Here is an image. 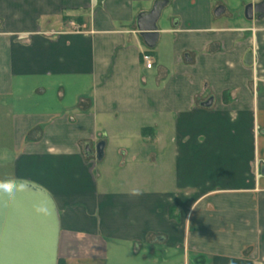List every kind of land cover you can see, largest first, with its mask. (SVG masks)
<instances>
[{
  "label": "crops",
  "instance_id": "obj_1",
  "mask_svg": "<svg viewBox=\"0 0 264 264\" xmlns=\"http://www.w3.org/2000/svg\"><path fill=\"white\" fill-rule=\"evenodd\" d=\"M169 1L147 69L155 0H0V181L52 195L58 264H264V0Z\"/></svg>",
  "mask_w": 264,
  "mask_h": 264
},
{
  "label": "water",
  "instance_id": "obj_2",
  "mask_svg": "<svg viewBox=\"0 0 264 264\" xmlns=\"http://www.w3.org/2000/svg\"><path fill=\"white\" fill-rule=\"evenodd\" d=\"M169 0H155L151 10L140 13L137 30L149 49L159 41L158 22ZM224 13L223 7L215 16ZM247 20L264 17V2L249 4L244 10ZM244 65H253V53L245 54ZM213 99L204 103L210 107ZM104 143L97 147L103 157ZM60 214L52 195L43 187L24 180L0 181V264H58Z\"/></svg>",
  "mask_w": 264,
  "mask_h": 264
},
{
  "label": "built area",
  "instance_id": "obj_3",
  "mask_svg": "<svg viewBox=\"0 0 264 264\" xmlns=\"http://www.w3.org/2000/svg\"><path fill=\"white\" fill-rule=\"evenodd\" d=\"M71 26L76 27L73 23H71ZM142 60L144 64L146 65L147 69L153 68L155 60H154V57L149 52H146L142 55Z\"/></svg>",
  "mask_w": 264,
  "mask_h": 264
},
{
  "label": "rangeland",
  "instance_id": "obj_4",
  "mask_svg": "<svg viewBox=\"0 0 264 264\" xmlns=\"http://www.w3.org/2000/svg\"><path fill=\"white\" fill-rule=\"evenodd\" d=\"M165 19H166V13H165V12H163V14H162V16H161V19H160V20L164 21Z\"/></svg>",
  "mask_w": 264,
  "mask_h": 264
},
{
  "label": "trees",
  "instance_id": "obj_5",
  "mask_svg": "<svg viewBox=\"0 0 264 264\" xmlns=\"http://www.w3.org/2000/svg\"><path fill=\"white\" fill-rule=\"evenodd\" d=\"M154 50L153 49H149L148 50V52L152 55V56H154V52H153ZM145 132H146V130H144Z\"/></svg>",
  "mask_w": 264,
  "mask_h": 264
}]
</instances>
